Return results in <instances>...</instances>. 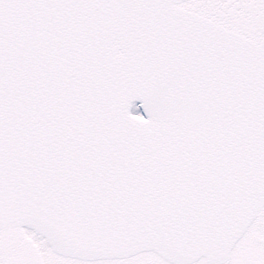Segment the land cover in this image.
<instances>
[{"label":"snow or ice","instance_id":"snow-or-ice-1","mask_svg":"<svg viewBox=\"0 0 264 264\" xmlns=\"http://www.w3.org/2000/svg\"><path fill=\"white\" fill-rule=\"evenodd\" d=\"M0 264H264V0H0Z\"/></svg>","mask_w":264,"mask_h":264}]
</instances>
